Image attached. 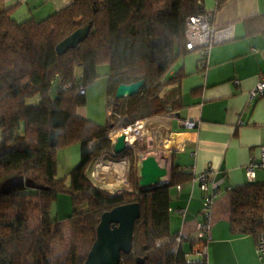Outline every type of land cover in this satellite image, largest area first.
<instances>
[{
  "label": "trees",
  "instance_id": "16d2710c",
  "mask_svg": "<svg viewBox=\"0 0 264 264\" xmlns=\"http://www.w3.org/2000/svg\"><path fill=\"white\" fill-rule=\"evenodd\" d=\"M12 12L0 9V139L5 133L9 146L0 157V182L19 175L47 189L0 199V264L85 263L89 250L80 253L73 244L63 254L55 250L65 240L62 222L51 217L61 194L71 200L67 222L90 248L105 212L139 203L132 253L122 254L120 264H138L139 258L145 259L143 264H203L188 262L181 249L174 250L171 244L157 245L160 240H174L171 190L194 179L193 173L175 164L174 155L168 180L151 186L141 184V155L133 149L116 157L129 158L126 179L131 188L124 185L111 191L90 175L97 158L113 147L111 132L164 116L169 109H181L166 89L178 85L184 75H168L188 53L186 19L205 12L202 0H73L42 21L18 22ZM89 24L92 27L84 42L57 54L61 41ZM101 65L110 69L112 115L105 126L76 114L86 103L77 88L91 86ZM142 80L137 95L115 97L120 85ZM74 144L81 146L80 163L69 176L59 179L58 151ZM33 212L39 216L36 224L30 220ZM229 221L233 234L257 240L264 231V183L232 191Z\"/></svg>",
  "mask_w": 264,
  "mask_h": 264
},
{
  "label": "crops",
  "instance_id": "0c3cea01",
  "mask_svg": "<svg viewBox=\"0 0 264 264\" xmlns=\"http://www.w3.org/2000/svg\"><path fill=\"white\" fill-rule=\"evenodd\" d=\"M72 1L0 0V9L12 10V17L18 22L42 21L68 7ZM202 9L214 14V44L203 66L200 52L188 51L169 73L168 78L178 72L184 75L178 85L166 89L181 109L164 119L148 121L157 123L154 129L157 128L159 135L163 131L172 141L165 146L166 151L154 150L151 155L157 159L168 157L161 160L167 167L168 178L171 155L176 165L194 175L214 169V181L220 194L215 200L214 223L203 262L204 256L195 254L199 245L197 226L202 221L203 209L199 185L192 180L171 190L170 234L173 238L180 233L187 237L172 248L181 249L192 263L264 264V258L259 259L256 254L257 240L232 233L228 212L232 190L249 183H264V170L258 171L252 181L248 180L245 170L252 157H260V147L264 145V95L250 99L251 91L264 75V0H202ZM109 74L108 65L98 67V78L86 87V103L77 110L79 116L102 126L112 115V107L108 105ZM236 79L239 85L234 83ZM105 103L107 106L102 110ZM93 108L97 112L95 116L90 114ZM187 120L196 122L197 127L186 128ZM120 133L121 130L114 131L112 135L116 139ZM126 133L127 139H136ZM80 160L79 144L59 150L57 178L69 176ZM123 162L110 159L109 164H93L90 175L99 186L119 190L125 184ZM127 168L128 163L126 171ZM182 210L185 215L180 213Z\"/></svg>",
  "mask_w": 264,
  "mask_h": 264
},
{
  "label": "water",
  "instance_id": "95a60500",
  "mask_svg": "<svg viewBox=\"0 0 264 264\" xmlns=\"http://www.w3.org/2000/svg\"><path fill=\"white\" fill-rule=\"evenodd\" d=\"M92 24L84 28H80L70 36L61 41L56 51L58 55L64 54L66 51L76 49L79 44L84 42L88 37ZM144 85V81H138L130 85H120L116 91L117 99L126 96L137 95ZM54 137L51 135L53 144ZM128 148L126 135L121 134L117 137L114 144L116 154H122ZM9 146L6 143V135L2 134L0 141V157H2ZM167 172L161 169L156 159L153 157L145 158L141 166V184L151 186L160 183V178L166 176ZM47 189L37 184L30 178L24 176H11L0 182V199L12 196L16 192L28 190H44ZM141 214L139 203H131L122 205L105 212L101 216L100 223L97 227V236L91 246L84 264H120L122 254L129 255L132 253L135 223ZM144 258L137 259L138 264H143Z\"/></svg>",
  "mask_w": 264,
  "mask_h": 264
},
{
  "label": "built area",
  "instance_id": "2783aa9c",
  "mask_svg": "<svg viewBox=\"0 0 264 264\" xmlns=\"http://www.w3.org/2000/svg\"><path fill=\"white\" fill-rule=\"evenodd\" d=\"M214 14L209 11L202 12L197 15L190 16L186 19V27H185V37H186V49L188 51H196L198 50L200 52V60L201 65L206 62V58L209 54V51L214 44ZM234 83L236 85H239V80H235ZM67 89L71 88V85L66 86ZM77 93L79 95L84 96L86 94V88L83 86H80L77 88ZM264 95V75L259 79L256 87L251 91L250 93V99H254L256 97ZM174 114L171 109L168 110V113L164 115V117H168L170 115ZM147 121H138L133 126H136L137 128L135 130H138L139 128L144 129L146 126ZM241 125V123H240ZM184 126L188 129H195L197 127L196 122L194 121H185ZM129 131L132 132V126L128 127ZM126 135V141L128 144L127 149H133L140 155L139 148H137V145L135 146L132 142H129L127 139L128 133H125ZM121 135V133H120ZM118 137V135H117ZM116 137V139H117ZM115 140L111 139L112 145L114 146ZM118 154L115 153L114 147H112L111 150L108 152L103 153L101 156L97 158V161H105V160H114L116 159ZM142 159V158H141ZM123 161L125 163L129 162V158L125 157L123 158ZM246 170V176L249 181H252L256 175V173L260 170H264V145L260 147V157L259 158H251L249 163L245 167ZM215 171L214 169H206L202 173H199L197 175H194V179L202 192V200H203V209L201 212L202 221L197 226V239L199 240L198 248L195 251V254L204 256L206 261V252H207V238L209 235V232L213 226L214 220H213V211L216 204V198L220 194V190L218 186L215 184L214 181ZM126 177V172H125ZM233 191V190H232ZM228 212H230V204L228 206ZM182 215H185V211L180 212ZM187 237L184 233H180L178 236H176L172 243L168 239L160 240L157 242V245L160 246L162 244H171L174 246H179L183 240H185ZM256 254L259 259L264 258V231L259 234L256 241Z\"/></svg>",
  "mask_w": 264,
  "mask_h": 264
},
{
  "label": "rangeland",
  "instance_id": "374dc122",
  "mask_svg": "<svg viewBox=\"0 0 264 264\" xmlns=\"http://www.w3.org/2000/svg\"><path fill=\"white\" fill-rule=\"evenodd\" d=\"M79 71H80V69L78 70V72ZM106 106H107V104L105 103L104 106L102 107V110H104L106 108ZM77 110H78V108L76 109V114L79 115L77 113ZM96 113L97 112L94 111V108H93V110L90 111V114L93 116H95ZM96 118H98V120H99L101 118V113L97 114ZM158 118L164 119L165 117L161 116ZM104 120H106V117ZM157 125H158L157 123L154 124L153 122H149V123L147 122L144 129L135 130L137 127L132 126V132L128 131L130 134L135 136L136 139H134L132 143L135 146L137 145V148H139L140 153H142V155H141L142 159H141L140 164H139L140 171H141L143 159L152 157V155H151L152 151H154V150L166 151L167 149H165V146L167 144H169V145L172 144V141L169 140L170 136H166V134L163 131H161V134L159 135L157 128L154 129V127ZM125 129L126 128L120 129V130H122L121 134H124L123 130H125ZM0 137H1V132H0ZM109 137H110V139H115V137L112 135V132L109 134ZM1 139H0V141H1ZM170 149H172V146ZM170 149H169V151H171ZM173 152L176 153L175 151H173ZM170 154H171V152H169V156H170ZM169 161H170V159H169ZM164 162L166 163V161H164ZM101 163L109 164V160L99 161V162L96 160L94 162V165L101 164ZM94 165H93V167H94ZM122 167H123L124 172H126V163L123 162ZM140 175H141V172H140ZM126 178L127 177H125V174H124L122 181H125L124 185L126 187L131 188L127 184ZM165 179L168 180V177ZM167 180H165V181H167ZM165 181H161V182H165ZM117 182H121V180H118ZM71 214H72V205H71L70 197L67 195H64V194L59 195L57 202L54 203L52 208H51V217L53 219H56V220L62 222L63 228H64V233H65V240L63 242L57 243L55 245V250L57 253L63 254L64 252L67 251L68 247L71 244H73V245L77 246L80 253H86L88 250H90L89 244L86 241H84L80 235L76 234L77 232L75 231L72 224L67 222V218L70 217ZM38 218H39V216L36 212L31 213L30 220H31L32 224H36L38 221ZM10 221H13V216L11 217Z\"/></svg>",
  "mask_w": 264,
  "mask_h": 264
},
{
  "label": "bare ground",
  "instance_id": "6f19581e",
  "mask_svg": "<svg viewBox=\"0 0 264 264\" xmlns=\"http://www.w3.org/2000/svg\"><path fill=\"white\" fill-rule=\"evenodd\" d=\"M140 129H141V128H139L138 130H140ZM123 131H125V133H126V131H129V128H126V129L123 130ZM121 133H122V130H121ZM113 136H115V135L113 134ZM133 140H134V137H130V138L128 139V141H130V142L133 141ZM152 157H153V156H152ZM153 158H155V157H153ZM155 159H156V162H157L158 166H159L161 169L166 170V172H167L166 176L160 178L161 181H165V180H166L165 178L168 177V171H167V167L161 163V160H167L168 157L164 156V157H160V158H158V159L155 158Z\"/></svg>",
  "mask_w": 264,
  "mask_h": 264
}]
</instances>
